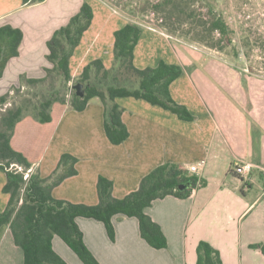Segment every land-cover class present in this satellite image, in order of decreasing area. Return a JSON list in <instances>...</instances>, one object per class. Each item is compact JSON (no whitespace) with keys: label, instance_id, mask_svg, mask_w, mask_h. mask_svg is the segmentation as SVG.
Instances as JSON below:
<instances>
[{"label":"crops","instance_id":"0c3cea01","mask_svg":"<svg viewBox=\"0 0 264 264\" xmlns=\"http://www.w3.org/2000/svg\"><path fill=\"white\" fill-rule=\"evenodd\" d=\"M70 1L67 18L58 24V5H52V0L30 5L0 0V25L9 23L24 32L20 54L11 58L0 78V82L10 80L3 89L16 85L22 73L47 75L46 68L53 67L47 58V41L85 1L92 5L94 18L71 57L72 76L80 75L97 58L106 68L113 67L114 32L127 22L95 1ZM179 55L168 35L144 28L134 61L139 68L161 60L182 65L185 71L172 82L170 91L195 115L194 120L182 119L142 98L117 97L125 109L122 119L129 137L114 144L106 134L105 105L99 97L82 111L57 101L49 122H40L32 113L25 115L15 126L11 144L45 178L63 153L76 156L78 173L52 191L55 198L74 203H99L100 175L113 181L116 198L136 190L146 174L165 162L182 165L188 175L198 177L190 196L168 195L146 208L167 237L164 248H155L143 238L135 216L113 217L115 239L103 221L78 216L85 244L101 264H196L201 240L220 251L224 264H264V253L251 246L264 243V80L241 77L223 82L217 67L185 65ZM237 162L253 167L244 173ZM194 164L198 172L190 170ZM6 181L5 172L0 171V213L10 199L3 191ZM53 246L67 264H85L59 235L54 236ZM0 264H24L23 249L15 243L9 225L0 227Z\"/></svg>","mask_w":264,"mask_h":264},{"label":"trees","instance_id":"16d2710c","mask_svg":"<svg viewBox=\"0 0 264 264\" xmlns=\"http://www.w3.org/2000/svg\"><path fill=\"white\" fill-rule=\"evenodd\" d=\"M22 1L23 4L30 5L45 0ZM198 1L203 3L206 0ZM172 2L173 7L170 6ZM190 3L185 0H161L155 6L158 10L167 8L172 14H177L180 25L187 19L182 17L184 14L188 18L194 17V10L187 12ZM209 13L211 19L200 15L198 20L192 22L193 28L210 34L219 32L221 37L216 46L224 49L232 42L231 28L224 17L215 11L214 6H209ZM93 18V7L85 1L67 24L55 30L47 41V58L53 63V67L46 68L45 77H20L21 83L44 88L48 95L44 99L33 101L31 105L22 101L8 107L0 121V171H4L7 177L3 191L10 194L5 210L0 213V227L10 226L15 243L23 249L24 264H67L54 249L55 235H59L85 264H101L85 244L83 232L76 221L78 216L103 221L112 239H115L116 234L113 217L116 214L135 216L139 219L143 238L155 248H164L168 244L167 237L160 225L147 214L146 208L155 200L168 195L188 197L199 182L198 177L188 175L182 165L165 162L146 174L139 187L122 198L113 196V181L100 175L97 183L99 203H74L55 198L52 191L67 177L78 173L76 164L79 159L76 156L63 153L53 173L45 178L39 170L32 169V163L22 152L13 148L11 137L16 124L29 113L40 122L51 121V108L57 101L68 102L72 108L82 111L92 98L99 97L105 105L106 134L114 144H120L129 137L128 127L122 119L125 109L116 101L117 97L142 98L176 113L182 119H195V115L185 105L177 102L170 91L172 82L185 71L182 65L161 60L155 66H136L134 50L144 28L133 22H127L114 32V65L111 69L106 68L100 58L85 65L77 79L83 83L85 95H78L74 85L70 83L73 80L70 60L84 33L91 26ZM23 38L24 32L21 28L9 23L0 25V78L11 58L20 54ZM52 72L56 73L53 84L49 80ZM110 76L114 80L123 79L128 84L105 86L104 81ZM49 82L52 84L50 88ZM9 94L10 92H6L0 95L2 105L8 102ZM28 106H32L33 110H29ZM200 182L201 185L205 184V181ZM186 183H189V186L182 189L181 185ZM251 246L264 253V243ZM196 264L224 263L220 251L208 241L201 240L197 246Z\"/></svg>","mask_w":264,"mask_h":264},{"label":"rangeland","instance_id":"374dc122","mask_svg":"<svg viewBox=\"0 0 264 264\" xmlns=\"http://www.w3.org/2000/svg\"><path fill=\"white\" fill-rule=\"evenodd\" d=\"M52 1V5H58L56 7L57 23L61 24L69 14L68 7L71 5V1ZM91 1L107 7L110 13L118 16L124 23H137L143 28L154 29L168 35L171 45L180 54V61L185 65H192V67L215 66L219 69L218 79L223 82L233 79L239 80L241 77L243 79L250 78L254 81L264 80V0H206L203 3L198 0H185L191 2L187 12L194 10L196 15L188 18L184 14L182 17L185 16L187 19L180 25L177 14H172L171 10L167 8L164 10L156 8V3L161 0ZM173 3L170 4L171 7H173ZM211 5L214 6L217 13L224 17L231 28L232 42L224 49H221L219 45L216 46L217 40L221 37L219 32L210 34L193 28L192 22L198 20L200 15L208 19L212 18L209 13V6ZM207 39L209 40L207 41ZM20 66L25 67L24 63H21ZM21 75L27 76V73ZM55 77L56 73L52 72L49 79L52 84ZM78 77L79 75L75 76L72 83L70 82L72 86L78 83ZM10 79L12 78L10 77ZM8 81L10 80L0 82V86H2L0 95L4 91L10 92L8 102L4 105L0 103V121L8 107L22 101H27V105H31L33 101H39L48 95L44 88L35 85L28 86L20 81L10 88L3 89V85L7 84ZM51 82H49V88L52 86ZM104 82L105 86L116 83L128 84L123 79L114 80L111 76ZM68 97L70 99V92ZM27 108L33 110L32 106ZM261 190L262 188L259 189V192Z\"/></svg>","mask_w":264,"mask_h":264},{"label":"built area","instance_id":"2783aa9c","mask_svg":"<svg viewBox=\"0 0 264 264\" xmlns=\"http://www.w3.org/2000/svg\"><path fill=\"white\" fill-rule=\"evenodd\" d=\"M236 166L244 173H249L253 167L252 163H242V162H237ZM190 170L192 172H198V167L197 165H191Z\"/></svg>","mask_w":264,"mask_h":264},{"label":"water","instance_id":"95a60500","mask_svg":"<svg viewBox=\"0 0 264 264\" xmlns=\"http://www.w3.org/2000/svg\"><path fill=\"white\" fill-rule=\"evenodd\" d=\"M73 87H74V89L76 90V92H77L78 95H81V96H84V95H85V91H84V89H83V83L78 82V83L74 84ZM188 186H189V183L182 184V185H181V188H182V189H185V188H187Z\"/></svg>","mask_w":264,"mask_h":264}]
</instances>
